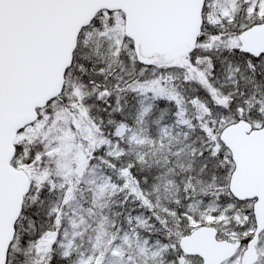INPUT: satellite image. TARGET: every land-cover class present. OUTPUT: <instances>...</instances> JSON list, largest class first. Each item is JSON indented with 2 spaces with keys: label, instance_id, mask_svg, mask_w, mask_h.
I'll return each mask as SVG.
<instances>
[{
  "label": "snow or ice",
  "instance_id": "snow-or-ice-1",
  "mask_svg": "<svg viewBox=\"0 0 264 264\" xmlns=\"http://www.w3.org/2000/svg\"><path fill=\"white\" fill-rule=\"evenodd\" d=\"M0 264H264V0H0Z\"/></svg>",
  "mask_w": 264,
  "mask_h": 264
}]
</instances>
